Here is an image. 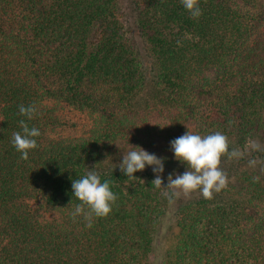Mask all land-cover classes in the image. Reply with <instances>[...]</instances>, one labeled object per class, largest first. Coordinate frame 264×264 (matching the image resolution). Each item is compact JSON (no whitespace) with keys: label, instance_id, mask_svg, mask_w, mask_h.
<instances>
[{"label":"trees","instance_id":"trees-1","mask_svg":"<svg viewBox=\"0 0 264 264\" xmlns=\"http://www.w3.org/2000/svg\"><path fill=\"white\" fill-rule=\"evenodd\" d=\"M128 1L0 0V264H264V0H198V18L181 0ZM68 106L92 120L78 140L58 132ZM22 119L41 133L27 160L11 143ZM187 128L240 152L222 156L219 193L169 203L151 167L121 173L140 146L166 158V186ZM89 170L117 199L86 227L71 186Z\"/></svg>","mask_w":264,"mask_h":264},{"label":"clouds","instance_id":"clouds-1","mask_svg":"<svg viewBox=\"0 0 264 264\" xmlns=\"http://www.w3.org/2000/svg\"><path fill=\"white\" fill-rule=\"evenodd\" d=\"M181 3L191 17L198 18L201 15V8L198 0H181ZM19 114L27 120H32L37 113L35 105H20ZM21 131L12 135V145L20 153V158L27 160L29 152L37 148L36 137L41 135L40 130L29 127L25 120H20ZM160 126V125H159ZM164 128L165 126H160ZM138 149V150H136ZM170 149L173 158L183 165L186 170L183 173H169L167 185L164 186L162 174L165 171V157H158L140 146H134L133 150L123 152L122 161L119 163L121 173L128 180H137L134 174L142 172L146 167H151L155 178L151 181L157 189L163 187L164 196L169 203L181 194L187 196L199 190L204 198L209 199L213 193H219L226 188L228 179L220 169L221 158L224 155L238 157L240 152L230 149L227 137L221 132H214L207 135L187 131L170 141ZM254 164V161H250ZM72 197L80 203L76 204L72 217L75 219L82 216L86 227L92 226L93 217L104 218L112 211L116 202V194L111 190L108 180H101L100 175L92 170L86 171L78 179H72Z\"/></svg>","mask_w":264,"mask_h":264},{"label":"rangeland","instance_id":"rangeland-1","mask_svg":"<svg viewBox=\"0 0 264 264\" xmlns=\"http://www.w3.org/2000/svg\"><path fill=\"white\" fill-rule=\"evenodd\" d=\"M122 3L124 10L127 12V7L129 1L128 0H120V4ZM131 26V24H129ZM132 28V27H130ZM65 115L67 123L59 128L60 135L63 137L65 141L78 140L87 135L89 130H91L90 126L92 124V120L86 112L79 111L73 107L65 108ZM65 121V120H64ZM121 155V153H120ZM220 168H229V163L220 162ZM54 213V212H51ZM173 216L170 215L169 218H166V221L170 220ZM173 228L166 230L164 233L160 235L158 238L156 245L158 246V254H164L169 248L171 243V236L169 235L172 232Z\"/></svg>","mask_w":264,"mask_h":264}]
</instances>
